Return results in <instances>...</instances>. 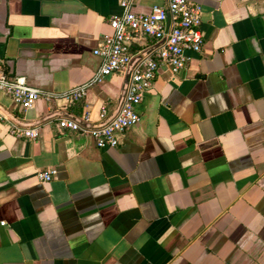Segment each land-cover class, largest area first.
Listing matches in <instances>:
<instances>
[{
	"label": "crops",
	"instance_id": "0c3cea01",
	"mask_svg": "<svg viewBox=\"0 0 264 264\" xmlns=\"http://www.w3.org/2000/svg\"><path fill=\"white\" fill-rule=\"evenodd\" d=\"M124 1L167 2L0 0V70L51 96L22 110L0 92V264H264V0H188L200 52L161 66L139 122L99 149L56 121L116 107L127 76L97 80L93 52ZM21 123L37 139L12 136Z\"/></svg>",
	"mask_w": 264,
	"mask_h": 264
},
{
	"label": "built area",
	"instance_id": "2783aa9c",
	"mask_svg": "<svg viewBox=\"0 0 264 264\" xmlns=\"http://www.w3.org/2000/svg\"><path fill=\"white\" fill-rule=\"evenodd\" d=\"M120 6L122 12L109 20L111 34L104 36L93 52L101 60L97 80L117 73L127 76L125 90L116 107L110 112L107 105L102 106L97 124L92 122L88 111L77 117H59L56 121L61 133L88 136L99 149L116 148L119 137L139 122L137 108L144 94L152 89L159 68L167 66L173 74L180 73L186 67L187 54L199 53L203 45L202 11L188 0H167L164 6H153L148 14L130 12L126 1ZM139 41L146 43L142 51L134 48ZM88 87L89 84L81 85L61 97L68 102H78L86 96ZM0 92L22 110L31 109L40 98H51L29 86L24 77H10L2 70ZM10 134L18 139L35 140L39 126L14 124ZM56 175L57 171L52 169L39 172L37 179L49 182ZM5 226V222H0V227Z\"/></svg>",
	"mask_w": 264,
	"mask_h": 264
}]
</instances>
